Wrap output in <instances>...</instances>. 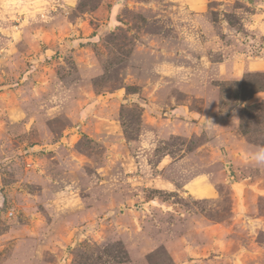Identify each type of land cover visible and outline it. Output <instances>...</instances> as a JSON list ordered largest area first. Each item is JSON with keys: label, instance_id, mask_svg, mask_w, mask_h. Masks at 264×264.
Masks as SVG:
<instances>
[{"label": "rangeland", "instance_id": "1", "mask_svg": "<svg viewBox=\"0 0 264 264\" xmlns=\"http://www.w3.org/2000/svg\"><path fill=\"white\" fill-rule=\"evenodd\" d=\"M0 264H264V0H0Z\"/></svg>", "mask_w": 264, "mask_h": 264}, {"label": "crops", "instance_id": "2", "mask_svg": "<svg viewBox=\"0 0 264 264\" xmlns=\"http://www.w3.org/2000/svg\"><path fill=\"white\" fill-rule=\"evenodd\" d=\"M20 1L25 2V1H33V0H20ZM188 186H192V184H188L187 188H188ZM166 187H167L166 190H171V189H168V188H170L169 186H166ZM187 188L185 187V189H187ZM192 190L195 192H198V195H200V196L207 195V193H209L207 196H204V197H213L215 195V189L212 188L211 186H208L207 184H204V183H201L200 185H195L194 188H192ZM188 194L194 195L191 192H188Z\"/></svg>", "mask_w": 264, "mask_h": 264}]
</instances>
